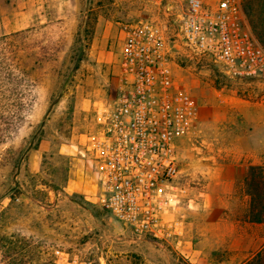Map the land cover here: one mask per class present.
<instances>
[{"label":"rangeland","instance_id":"1","mask_svg":"<svg viewBox=\"0 0 264 264\" xmlns=\"http://www.w3.org/2000/svg\"><path fill=\"white\" fill-rule=\"evenodd\" d=\"M155 15L142 0H0V264H55V250L86 264L183 262L97 202L94 161L79 153L115 94L123 25ZM174 73L199 105L195 135L179 142L178 178L189 153L245 150L263 165L264 78L182 48ZM248 264H264V252Z\"/></svg>","mask_w":264,"mask_h":264},{"label":"built area","instance_id":"2","mask_svg":"<svg viewBox=\"0 0 264 264\" xmlns=\"http://www.w3.org/2000/svg\"><path fill=\"white\" fill-rule=\"evenodd\" d=\"M153 17L123 25L115 94L97 108L98 127L81 143L95 164L97 202L140 238L169 242L183 232L187 188L179 142L195 135L199 105L174 73L178 51L234 76L264 78V47L240 0H142ZM55 264H86L55 250Z\"/></svg>","mask_w":264,"mask_h":264},{"label":"crops","instance_id":"3","mask_svg":"<svg viewBox=\"0 0 264 264\" xmlns=\"http://www.w3.org/2000/svg\"><path fill=\"white\" fill-rule=\"evenodd\" d=\"M185 159L184 176L174 180L188 192L176 214L184 216L183 232L169 241L183 262L172 264H248L262 255L264 233L255 232L253 225L264 221H252L247 214L251 197L246 183L249 166L262 165V157L239 150L197 157L189 153ZM179 166L181 172L182 161Z\"/></svg>","mask_w":264,"mask_h":264},{"label":"trees","instance_id":"4","mask_svg":"<svg viewBox=\"0 0 264 264\" xmlns=\"http://www.w3.org/2000/svg\"><path fill=\"white\" fill-rule=\"evenodd\" d=\"M244 10L255 36L264 44V0H245ZM247 192L250 200V219L264 221V164L249 166Z\"/></svg>","mask_w":264,"mask_h":264}]
</instances>
